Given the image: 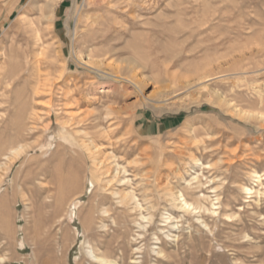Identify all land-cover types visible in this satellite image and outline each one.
Returning <instances> with one entry per match:
<instances>
[{"label": "rangeland", "instance_id": "1", "mask_svg": "<svg viewBox=\"0 0 264 264\" xmlns=\"http://www.w3.org/2000/svg\"><path fill=\"white\" fill-rule=\"evenodd\" d=\"M74 48L108 74L137 66L158 103ZM259 95L264 0H0L3 264H264ZM90 142L119 166L118 195ZM170 189L210 211L186 213Z\"/></svg>", "mask_w": 264, "mask_h": 264}, {"label": "bare ground", "instance_id": "2", "mask_svg": "<svg viewBox=\"0 0 264 264\" xmlns=\"http://www.w3.org/2000/svg\"><path fill=\"white\" fill-rule=\"evenodd\" d=\"M76 48V47H75ZM74 48V56H75V59H76V61L78 62V64L79 65H83V66H86L87 68H89L91 71H94L96 74H97V76H100L101 78H104L105 76L106 77H108V78H110V79H119V78H121V77H124V78H121V79H123V81H125V82H128V83H130L132 86H133V88L136 90V91H138L140 94H141V98H142V101H143V103H145V104H157L158 102H156V101H154V100H152L149 96H146L145 94H144V92H143V84H144V82H142V80H138L137 79V70H139V68L137 67V66H135L134 68H130V69H128V70H126V69H122V68H119V70H117V68H115L118 72H117V74H119V73H121V75H117V74H108V73H106V72H102V71H100V70H98V69H96V68H94V63L92 62V61H90L91 60V58L89 57V55H88V57H87V61H85L80 55H78L77 54V52H75V51H77L76 49ZM107 50V49H106ZM261 52V51H260ZM86 59V58H85ZM101 61V60H100ZM98 62H99V60H98ZM98 62H96V63H98ZM103 62V61H102ZM121 62H123V61H121ZM95 63V64H96ZM103 65V64H102ZM139 66V65H138ZM237 67V66H236ZM214 71V70H213ZM103 73V74H102ZM123 74H125V75H127V76H125V75H123ZM209 74H210V72H209ZM102 75V76H101ZM164 78V77H163ZM196 78V77H195ZM202 78V77H201ZM208 78V77H207ZM204 79H206V77L204 78ZM175 80V82H173L174 83V85L172 86V88L170 89V90H172L170 93H169V95H174V97H177V96H179L178 94H176L177 93V91L179 90V89H181V88H179V85L181 84L180 82H179V79H174ZM209 81H212V79H207L206 81H204L203 80V82H201V83H199L198 84V86H192L191 88H197V87H200L201 86V88L202 87H205L206 86V84H207V82H209ZM181 82H183V81H181ZM179 84V85H178ZM195 84V83H194ZM186 85V84H185ZM187 90V89H186ZM236 90V89H235ZM176 94V95H175ZM211 95V94H210ZM214 96H215V99L218 101V103H225L226 105H227V102H226V97L224 96V94L223 93H221V92H219V91H215V93H214ZM173 97V98H174ZM259 97H260V100H261V103H263V101H264V98L262 97V95H259ZM168 98V97H167ZM214 98V97H213ZM153 106V105H152ZM228 107H231V105H227ZM112 109V108H111ZM164 110V109H163ZM237 113H239V112H237ZM240 114V113H239ZM243 114V113H242ZM115 115V114H114ZM241 115V114H240ZM112 116V115H111ZM80 117V116H79ZM108 117V116H107ZM249 117H254V116H249ZM109 118V117H108ZM264 119V117L262 116V117H258V119ZM107 120V119H106ZM70 121V120H69ZM97 122V121H96ZM82 123V122H81ZM99 128V127H98ZM101 128V127H100ZM112 130V129H111ZM105 133V132H104ZM103 133V134H104ZM88 134V133H87ZM92 141V140H91ZM94 142V141H93ZM86 143V142H85ZM86 147V146H85ZM87 148V147H86ZM23 149V148H22ZM88 150H89V152H90V155L89 156H92V158H93V162L92 163H94L93 164V166L95 165L96 166V169L98 170V172H100V174L101 175H103V176H105V178L104 179H106L107 181H106V185H105V187H106V189H103V190H108V191H111V193H110V195L112 194V195H118V193L115 191V185H114V183H113V177L114 178H117V176H118V174L119 173H116L115 171H117V170H119V166L118 165H115V166H111V164L109 163V157L107 156V155H105V153L104 152H102L101 151V148H99V147H95V145H92V143L90 142L89 144H88V148H87ZM140 153V152H139ZM11 154H13V156L12 157H8V160L10 161V162H12L19 154H20V152L17 150V151H12V153ZM140 157V156H139ZM92 160V159H91ZM115 164V163H114ZM6 166H7V164H6ZM0 169H2V170H5L4 169V167H3V165H1L0 164ZM116 169V170H115ZM7 170V169H6ZM97 170H95V171H97ZM5 172V171H4ZM115 172V173H114ZM96 173V172H95ZM97 174V173H96ZM5 175V174H4ZM4 175H2V176H4ZM99 175V174H98ZM114 175V176H113ZM120 175H121V173H120ZM67 177V176H66ZM66 177H64L63 178V176H61V177H57V178H55L54 180H52V182H51V184L52 185H54V187H55V189L56 190H58L59 191V193L62 195V193H63V181L66 179ZM73 177H74V175H73ZM70 178H72V177H70ZM69 178V179H70ZM96 178H97V176H96ZM102 178V177H101ZM111 178V179H110ZM121 178H123V177H121ZM254 178L256 179V182L258 183V184H260L261 186H264V184H262V181H263V179H262V176L261 175H259L258 173H255V176H254ZM74 179H76V178H74ZM74 179H73V182H74ZM100 179V178H99ZM98 179V180H99ZM195 179H198L197 177L195 178ZM71 180V179H70ZM66 181V180H65ZM124 181V180H123ZM76 182V181H75ZM65 184V183H64ZM75 186V185H74ZM73 186V184H72V187H74ZM125 186V185H124ZM103 187V186H102ZM46 188V187H45ZM44 188V189H45ZM66 188V187H65ZM108 188V189H107ZM244 189V191L246 192V194H248V195H260L261 194V191H257V190H255L254 188H249V187H244L243 188ZM47 190V189H46ZM67 189H65L64 191H66ZM48 191H50V189H48ZM64 195V194H63ZM169 195H170V197H171V201L177 206V207H179L181 210H183V211H185L186 213L187 212H196L197 213V211L199 210V211H201V210H206V211H210V209H208V208H206V207H203L202 205H200V204H194V203H191V202H189V201H187L186 200V198H185V196H184V194L181 192V191H178V190H174V189H170L169 190ZM127 197V196H126ZM126 197L124 196V198H122V201H121V203H124V201H125V199H126ZM203 198H205V199H207V200H210V202H211V205H212V207H215L216 206V204H219L218 203V201H219V198L217 197L216 198V196L214 197V199H212V197H208V196H206V195H204L203 194V196H202ZM116 197H114V199H115ZM118 198V197H117ZM116 198V199H117ZM58 199V198H57ZM62 199L63 198H60V201H58L59 203L62 201ZM133 199L134 200H136V198L135 197H133ZM170 199V198H169ZM59 200V199H58ZM138 201V200H137ZM199 201V200H198ZM214 201H216L217 203H213ZM200 202V201H199ZM198 202V203H199ZM120 203V202H119ZM137 205H138V207L141 205V204H138L137 203ZM262 205V204H261ZM60 206H61V204H60ZM257 209V208H256ZM203 212V211H202ZM202 214V213H201ZM144 219H146L145 217H144ZM167 220H170V217L169 218H167ZM91 255H92V257L96 260V261H98V262H101L102 264H114V262L113 261H109V260H107L106 258H104V257H100V256H98V255H96L94 252H91ZM3 262H4V258H0V264H3Z\"/></svg>", "mask_w": 264, "mask_h": 264}, {"label": "crops", "instance_id": "3", "mask_svg": "<svg viewBox=\"0 0 264 264\" xmlns=\"http://www.w3.org/2000/svg\"><path fill=\"white\" fill-rule=\"evenodd\" d=\"M3 24H5V23H3ZM161 127H162V126H161ZM166 128H167V126L163 125V127L160 128V130L162 131L163 129L165 130Z\"/></svg>", "mask_w": 264, "mask_h": 264}]
</instances>
